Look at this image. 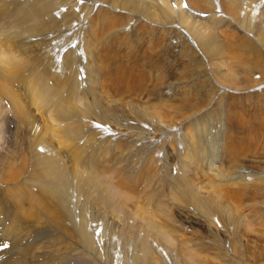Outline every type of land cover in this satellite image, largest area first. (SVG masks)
<instances>
[{"label":"bare ground","instance_id":"1","mask_svg":"<svg viewBox=\"0 0 264 264\" xmlns=\"http://www.w3.org/2000/svg\"><path fill=\"white\" fill-rule=\"evenodd\" d=\"M107 1L112 5L114 0ZM126 1L134 11H141L147 4L149 9L157 12L159 23L153 24L157 27L162 24L167 26L175 19L177 25L184 30L183 37L196 44L195 40L192 41V37L196 36L211 58L222 52L223 47L217 44L216 38L203 36V25L195 19L201 17V12L191 7L190 0H174L173 3H169V0ZM238 1L241 5H238ZM78 2L80 0H0V264H207L201 254L209 248L218 251V239L205 241L200 245L198 243V249H188L185 242L173 237L172 232L176 231L172 214L161 204L166 200L175 203L173 206L180 210L179 217L186 219L191 215L209 232L212 229L206 218L213 214L222 220L232 218L229 202L240 200L239 205L240 202L246 203L247 210L252 213L256 211L255 215L258 210H262L261 214H264L263 209L258 207L260 200L257 201L264 194V175L251 178L248 174V177L245 176L247 181H236L234 188L228 189V194L224 196L222 192L203 187L193 190L189 181L190 168L186 163L180 165L185 170L182 175L170 181L163 172L165 166L162 171L152 165L151 157L155 150L148 148L139 152L148 169V172L143 170L139 178L153 179V174H159L158 179L163 181L166 189L179 188V191L146 196L156 203L151 205L153 209L147 208L149 212L144 209V205L137 207L138 209H133V206L126 208L123 200L128 198L120 194L114 183L97 169L106 148L103 141L94 142V125L98 122L92 120L89 123L92 107L90 105L79 110L77 104L83 97L91 99L101 108V118L109 121L124 119L126 112H132L131 108L116 107V98L109 94L141 91L143 75L137 74L134 79L132 74L129 79L124 74L118 75L124 66L113 63L115 57L110 45L123 47L135 44L139 41V35L146 33V30L112 39L109 44L104 45L101 43L100 31L110 32L115 25L114 19L102 9L107 4L98 2L96 6L94 3L89 6L85 1L77 5ZM215 3L228 20L239 25V30L253 33L255 39L264 44V0H216ZM77 6L80 10L85 8L89 12H82V20L79 17L73 21V8ZM165 7L175 16L164 15L162 12ZM95 9L98 11L89 31L91 12ZM55 11L57 15L60 14L59 19L53 16ZM130 27L133 28L132 23L117 32L126 34ZM8 29H13L16 33L10 35ZM88 31L89 39L83 45L82 39ZM158 31L155 29L152 33ZM76 34L80 35V40H77L80 45H77L76 50H72L71 46L55 53L56 50H61L62 43ZM95 45H99L97 51L94 49ZM215 45L217 49L213 51L212 46ZM248 46L254 49L252 44ZM85 52L89 53L91 61L88 66L83 67L87 62ZM97 58H100V66L94 62ZM248 68L244 70L252 71V68ZM254 68H260L264 73L261 60H258ZM83 72L89 77L85 89L78 81ZM80 90H84L83 94ZM179 101L183 106L182 111L195 110L202 105L200 101L191 103L188 97H182ZM197 116L192 126H180V121L172 123L168 120L161 121L160 128L170 132L173 129L175 132L180 131L178 135L183 144L192 142V139H185V135H189L199 144L209 146L212 155L205 158L202 149L196 155L202 163L203 160L206 163L208 160L212 162V159L221 162L220 164L239 160L240 146L234 142L235 134L232 129L228 131L225 141L220 143L213 137H219L213 130V134L207 131L210 129L207 127L210 122L207 124V120L197 119ZM90 125L94 131L90 129ZM134 125L135 123L132 124ZM184 128L187 132L182 135ZM147 131L153 132L151 128ZM108 134L131 137L130 132L110 131ZM80 138L83 141L77 142ZM119 140L125 150L132 145L128 139ZM174 156L179 160L176 154ZM251 165L253 170L262 168L261 171L264 172V162L251 161ZM245 166L248 168L247 173L251 168L246 164ZM236 169L241 175V169ZM126 177L132 180L131 176ZM207 178L212 185L217 184L221 188L230 186L226 176L216 174ZM121 181L120 184L125 186ZM71 188L76 189V194L70 198ZM80 193L84 197V203ZM111 201L122 204L118 211L109 207ZM145 205L149 204L146 202ZM87 206L97 212L102 211V224L85 216ZM100 207L103 209L100 210ZM152 213L157 214L156 217L161 218L164 224L152 221ZM242 217L240 215L238 221ZM236 223L233 217L231 232L224 230L220 235L223 239L232 241L233 246L239 242ZM98 225L101 226L99 234L96 233ZM227 246L231 257L235 258V247H230V243ZM190 250L192 253L188 254ZM110 251L113 252L112 255ZM261 257L264 254L259 256L260 259Z\"/></svg>","mask_w":264,"mask_h":264},{"label":"rangeland","instance_id":"2","mask_svg":"<svg viewBox=\"0 0 264 264\" xmlns=\"http://www.w3.org/2000/svg\"><path fill=\"white\" fill-rule=\"evenodd\" d=\"M84 1L89 6H92L93 3L96 6L98 2L107 4V7L102 9L106 10L108 15L114 19L115 25L110 32L100 31L101 43L104 45L109 44L112 39L124 38L136 31L146 30V33L139 35V41L135 44L123 47L115 44L110 45L112 55L115 57L113 63L124 66V69L118 75L124 74L128 79L131 74L133 79L137 74L143 75L144 80L141 81V91L131 90L132 92H130L129 90L109 94L116 98L114 103L116 107L131 108L132 112H126L124 119L109 121L101 118V108L91 99H84L83 97V99L79 100L80 103L77 104L79 110L90 105L92 107L89 123L92 120L98 122L94 125L97 132L90 125V129L94 131V142L103 141L106 148L101 156L102 162L97 169L114 183L116 190L120 194L128 198L123 200L127 206L126 208L130 209L133 206V209H138L137 207L144 205V209L149 212L148 209H153L151 205L156 203L146 196L165 195L179 191V188L166 189L163 186L164 184H162L163 181L158 179L159 174H153V179L139 178L143 170L148 172L139 152L148 148L155 150L151 157L152 165L154 164L153 166L156 169L162 171L165 166V171L163 172L170 181L182 175L185 170H182L180 165L183 162L186 163L190 168L189 181L193 190L196 187H203L211 191L222 192L221 194L224 196L228 194V189L234 188L236 181H247L245 176L248 174L251 175V178L257 175H264V172L261 171L262 168H258V170L254 168L255 170H253L251 167V161L256 163L264 162V73L261 71L262 69L254 68L258 60H261L262 64H264V44L258 42L253 33L239 30V25L235 21L228 20L220 12V8L215 3L216 0H202L200 2L190 0L191 7L201 12V15L199 14L201 17L195 19H198L197 21L203 25V30L206 32H204L203 36L216 38L217 44L223 47L221 53L211 58L205 52L204 47H202L196 36H193V39L191 38L192 41H196V44L183 37L182 31L184 30L177 25L175 19L167 26L165 24L160 27L153 25L159 23L157 12L149 9L147 4L141 11L137 12L128 6L126 0H114L112 5H109L107 0ZM84 1L80 0L77 5L83 4ZM170 1L173 3L174 0H169V3ZM237 3L241 5L240 1ZM182 5L184 6V4ZM73 10V21L79 17L82 20V12H89L85 8L80 10L79 6L74 7ZM97 11L98 9H95L91 12L89 31L94 25V17ZM224 12L226 13L227 11L225 10ZM238 12L240 13V11ZM162 13L175 16L167 7L163 9ZM239 13L238 16L242 15L241 13L239 15ZM52 14L56 19L60 18V14L57 15L56 11ZM86 23L87 20L84 22L85 26ZM129 23L133 24V28L130 27L126 34L117 32L120 29H125ZM155 29L159 31L152 33ZM8 31L10 35L16 33L13 29H8ZM89 31L82 39L83 45H86L89 39ZM161 33H163V36ZM79 36V34H76L68 38L65 43H62L61 50H56L55 53L71 46H73L72 50H76L77 45H80L77 44V40H80ZM33 40L35 39L33 38ZM243 41L245 43L247 41V44ZM248 44H252L254 49H250ZM94 49L97 51L99 45H95ZM216 49V45L212 46L213 51ZM85 53L87 54V62L83 67L88 66L91 61L89 53ZM205 53L206 56L210 57L207 58ZM78 62L80 63L79 58ZM94 62L97 66L101 65L100 58H97ZM247 67H249L248 69L252 68V71H245L244 69ZM78 81L80 86L85 89L89 81L86 72H83L78 77ZM219 82L222 83L223 87H221ZM83 91L80 93L83 94ZM182 97H188L191 103L200 101L202 105L195 110L182 111L183 106L179 101ZM24 101L27 102V99H24ZM196 115H198L197 119L207 120V124L210 122L207 125L210 129L207 131L213 134L211 132L213 130L219 136L213 137L220 143L225 141L228 131L232 129V133L235 134L234 142H237V146H240L239 160L228 164L225 162L220 164L221 162L212 159V162L208 160L209 163H206L203 160L202 163L196 155L200 149L204 150L203 156L205 158L208 155H212L209 146L199 144L194 137L185 135L187 132L185 128L181 132L182 135L186 136L185 139H192L190 144L181 142L180 135H178L180 131L175 132V129H173V132H170L160 128L161 121L168 120L172 123L180 121V126L185 125L187 127V124L192 126ZM215 115L216 118H214ZM134 123L135 125L132 126ZM150 128L153 132L147 131ZM204 128H206L205 125ZM110 131L119 133L130 132L131 137L130 135L123 137L109 135ZM0 134L2 135L1 131ZM209 136L211 138V135L208 134ZM119 139H128L132 142V145L125 150V146H121ZM81 141H83V138H80L77 142ZM174 154L179 157V160L175 158ZM244 157L245 159H243ZM245 164L251 168L247 173L248 168L246 169ZM91 167L95 169V166L92 165ZM238 167L241 169V175L236 169ZM216 174L229 178L230 186L221 188L217 184L212 185L211 180L207 177ZM126 175L131 176L132 180L127 178ZM120 181L124 182L125 186L121 185ZM75 190V188H71L70 198L76 194ZM91 191L98 192L94 189H91ZM80 196L83 200L84 197H82L81 193ZM263 200L264 194L257 200L261 203L257 206L264 211ZM239 201L228 203L232 207V218L222 220L214 214L206 218L208 223L210 222V228L212 229L209 232L200 225L201 222L199 220L191 215H188L186 219L182 216L179 217L180 210L173 206L175 203L166 200L161 205L167 212L172 214L176 231L172 232L173 237L185 242L188 249H198V245L218 239V251L210 248L204 250V246L201 247L202 251L204 250L201 258L207 260V264H264V257L259 258L261 254H264V214H261L262 210H260L261 212L258 210L255 215L256 211L250 212V210H247L246 203L240 202L239 205ZM146 202L149 205H145ZM121 206L122 204L119 201H111L109 203V207L114 211H118ZM153 207L156 209V206ZM102 209L103 207H100V210ZM101 212H97L94 208L87 206L85 216L88 215L102 224ZM260 214L261 216H259ZM156 215L152 213L150 219L157 224H164L163 220L157 218ZM240 215L243 217L238 221ZM233 217L237 221L236 225L239 229L237 234L239 242L236 245L234 244L235 246H233L232 241L223 239L220 236L224 230L231 232L230 223H233ZM97 227L96 233L99 234L101 226L98 225ZM229 243L230 247H235V258L231 257V251L227 246ZM109 253L112 255L113 252L110 251ZM187 253L191 254L192 250ZM167 260L170 263L168 258Z\"/></svg>","mask_w":264,"mask_h":264}]
</instances>
